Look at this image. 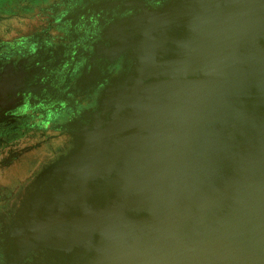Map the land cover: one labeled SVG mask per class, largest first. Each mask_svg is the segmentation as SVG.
Segmentation results:
<instances>
[{"label": "water", "instance_id": "95a60500", "mask_svg": "<svg viewBox=\"0 0 264 264\" xmlns=\"http://www.w3.org/2000/svg\"><path fill=\"white\" fill-rule=\"evenodd\" d=\"M112 36L130 65L100 109L0 171L10 264H264V0H170Z\"/></svg>", "mask_w": 264, "mask_h": 264}, {"label": "flooded vegetation", "instance_id": "af4514ba", "mask_svg": "<svg viewBox=\"0 0 264 264\" xmlns=\"http://www.w3.org/2000/svg\"><path fill=\"white\" fill-rule=\"evenodd\" d=\"M168 1L7 0L6 7L0 5V171L34 152L26 160L30 174L64 149L75 131L70 124L99 110L128 71L127 54H116L114 29ZM12 194V187L0 183V217Z\"/></svg>", "mask_w": 264, "mask_h": 264}, {"label": "rangeland", "instance_id": "374dc122", "mask_svg": "<svg viewBox=\"0 0 264 264\" xmlns=\"http://www.w3.org/2000/svg\"><path fill=\"white\" fill-rule=\"evenodd\" d=\"M5 1H7V0H0V5H3L6 7V5L3 4V3H5ZM0 7L2 8V9L0 8V11H3L4 10L3 7L2 6H0ZM7 9L8 10L11 9V6L8 7ZM144 11H142V12H144ZM138 12H139V10H138ZM142 12H139L138 14H141ZM120 28H121L120 30H123V31L126 30L125 29L126 27H120ZM112 39H113V37H112ZM119 53H120L119 51H116V54H119ZM50 253H51V251L48 249L32 251L29 253L25 262L28 261L30 264H54L53 262L50 263V257H48ZM10 263H11V261H9V259L7 258L6 254L4 253V250L0 244V264H10ZM23 264H26V263H23Z\"/></svg>", "mask_w": 264, "mask_h": 264}]
</instances>
